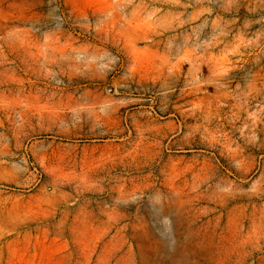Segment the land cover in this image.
<instances>
[{"label": "rangeland", "instance_id": "obj_1", "mask_svg": "<svg viewBox=\"0 0 264 264\" xmlns=\"http://www.w3.org/2000/svg\"><path fill=\"white\" fill-rule=\"evenodd\" d=\"M0 264H264V0H0Z\"/></svg>", "mask_w": 264, "mask_h": 264}]
</instances>
